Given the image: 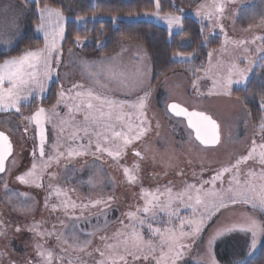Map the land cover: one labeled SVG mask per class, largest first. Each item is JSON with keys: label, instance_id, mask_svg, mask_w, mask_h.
Here are the masks:
<instances>
[{"label": "rangeland", "instance_id": "obj_1", "mask_svg": "<svg viewBox=\"0 0 264 264\" xmlns=\"http://www.w3.org/2000/svg\"><path fill=\"white\" fill-rule=\"evenodd\" d=\"M173 3L182 15L144 12L127 19L154 22L171 33H178L183 28L184 16L193 17L206 29L207 41L217 36L221 45L214 50L178 55L179 60L188 64L164 77L168 80L166 86L178 83L182 87L170 94L164 88L157 92V85L164 78L152 86L153 64L145 46L122 41L110 54H95L84 50L88 40L81 39L75 46L63 48L67 18L52 7L38 10L37 32L44 38V46L37 50L46 49L52 39L46 33L56 34L63 28V34L56 37L58 47L50 57L51 71L46 74L43 65L38 67L39 86H32L30 107L21 106L16 115L24 121L45 102L50 108L45 109L44 119L55 129V121L64 111L67 116L78 113L85 128L89 123L99 126L97 133L93 127L87 129L76 142L61 140L64 150L57 147L55 134L49 136L53 141L44 143L43 156L41 141L35 136V156L31 158L30 142L26 146L18 131L13 141L11 133L16 130L4 123L12 122L14 110H3L0 114V131L11 137L15 149L7 171L0 175V209L6 208L13 219L30 217L33 224L29 228L37 231L40 239L44 235H56V240L47 241V248L40 243L34 245L39 264H113V261L115 264H198L196 251L202 248L199 240L194 242L199 246L189 259L185 261L181 253L177 255V247L185 243L182 239L185 234L179 233L184 223H180L205 218L203 206L195 204L196 197L208 202L218 200L206 194L227 193L230 187H236L237 180L241 185L254 184L257 190L264 185V104L261 103L264 100V0H173ZM17 4L20 9H9L11 15L4 23L8 28L19 24L26 33L29 12L25 24L21 23L19 19L28 9L21 2ZM42 9L53 10V16L45 12L42 17ZM169 16L180 20L169 25L166 19ZM3 32L0 31V36ZM14 41L0 40V49ZM180 43L188 48L192 39L184 37ZM131 45L146 50L150 67L145 72L143 64L141 74L127 76L131 73L128 66L132 60L128 55L132 49L127 47L126 53L122 50ZM117 54H122V58ZM107 55L112 57L103 59ZM120 62L127 63L125 71ZM243 89L244 95H233ZM176 101L218 123L221 131L218 146L201 145L185 120L171 114L170 106ZM247 102L260 105L263 113L259 124L253 122ZM88 103L93 105L92 109L87 107ZM106 127L108 134L101 135L100 130ZM125 139L131 142L125 144ZM78 149L82 151L77 152ZM74 152L77 153L72 155ZM117 152L119 155L110 154ZM225 168L230 171L223 172ZM218 173L219 178L214 179ZM129 176L134 179L130 180ZM226 203V208L234 211L225 215L224 224L241 222L244 213L251 214L256 208L264 213L248 203ZM188 209L193 215L187 219L183 215ZM162 219L167 220L165 227L173 228L157 240V227ZM44 220L49 221L50 229H40ZM189 221L188 226L194 229ZM214 231L210 228L207 235ZM2 250L5 260L0 256V264H13L11 260L19 259V255L0 244ZM49 253H56V259L52 260V255L49 259ZM120 256L124 259L120 260Z\"/></svg>", "mask_w": 264, "mask_h": 264}, {"label": "trees", "instance_id": "obj_2", "mask_svg": "<svg viewBox=\"0 0 264 264\" xmlns=\"http://www.w3.org/2000/svg\"><path fill=\"white\" fill-rule=\"evenodd\" d=\"M29 12L28 28L22 41L8 52L0 53V62L8 57L21 56L29 50L41 49L44 38L37 32L40 18L38 10L52 7L61 11L67 18L63 48L72 47L77 40H88L84 50L95 54H110L122 41L139 43L146 47L153 64L152 86H156L165 76L188 64L178 58L180 54L198 53L217 49L221 44L217 36L207 41L206 29L193 17L184 16L183 28L178 33H171L167 28L150 21L128 20L127 17L144 12L182 15L173 0H18ZM83 20V22H82ZM184 37L192 39L188 48L181 47ZM79 38V39H78ZM195 53V54H196ZM246 91L239 90L233 95L241 96ZM247 107L255 124L262 118V109L257 102H247ZM45 211V210H43ZM41 219V218H40ZM40 219H37L40 220ZM35 221V222H37ZM31 218L13 219L6 208L0 209V244L12 254L19 255L15 264H39L37 248L39 243L47 248V241L56 240V235L37 237V231L30 230ZM49 227L44 220L40 229ZM57 232V227L55 228ZM16 241V245H12ZM37 245V246H38ZM249 239L240 235L224 236L216 245V254L222 264H237L248 252ZM14 247L18 248L15 249ZM47 250V249H46ZM3 250L0 256L3 258ZM56 259V253H51ZM5 260V258H3ZM55 262H53L54 264ZM249 264H264V242L257 257Z\"/></svg>", "mask_w": 264, "mask_h": 264}, {"label": "crops", "instance_id": "obj_3", "mask_svg": "<svg viewBox=\"0 0 264 264\" xmlns=\"http://www.w3.org/2000/svg\"><path fill=\"white\" fill-rule=\"evenodd\" d=\"M17 3H19V2L15 1V0H0V7H1L0 8V24H1L0 25V31H2V30L5 31V32L1 33V35L3 37L0 36V40H15L14 43L11 44V46L4 48V49H0V53L8 52L12 47H14L17 44L16 41L22 40L23 35L25 33L23 26L20 25L21 26V28H20L19 24L15 25L13 28H8L6 26V24L4 23L8 20V17L11 15V14H8L9 9H11L13 7L20 9V6H18L19 4H17ZM2 10H6V11L4 12ZM22 11H24V9ZM27 11L28 10H26V13L23 14V17H21L19 19L21 21V23H23V24H25V22H24L25 20L27 21V17H26L28 15ZM64 25H65V22H64ZM125 47H126L125 48L126 50L125 49L122 50V51H125L124 53L127 52V50H128L127 47H130L132 49V52H130L128 55L132 60V63H131L132 65L128 66V71L131 73L128 74L127 76H129L131 74H133V75L141 74V71L143 70V64H145V67H146L145 72H146L147 68L149 69V67H150V62H149L146 50H144V48H142L141 46L131 45V46H125ZM24 54H22L21 56H23ZM21 56H19V57H21ZM116 56L120 57V59L122 58V54H117ZM95 57H97V56H95ZM109 57H112V55H109V56L107 55L106 58H103V59H108ZM12 58H16V57H8L6 60H9ZM95 59H97V58H95ZM127 60L130 61V59H127ZM137 64H138V66L141 65L142 69L140 67H138ZM119 66L121 67V69L123 71H125L126 70L125 68L127 67V63L120 62ZM39 71H40V69L38 70V72ZM166 78H164L162 80V82L159 85H157V92L159 90H162L163 88L165 89L164 92H166L168 94H170L171 91H174V90H181L182 87L178 83L173 84V86H166L168 83V82H166V81H168V80H166ZM4 86L7 88L10 86V83L8 81H6ZM96 87L95 88L97 90L100 89L98 86H96ZM184 91L185 92H183V93L186 96L188 93L187 88ZM31 100H33V93H32V87H29V88H26L21 93V100H20L19 104L17 105V107L18 108H21V106L30 107L28 105L30 104ZM172 100L173 99H171L170 101L172 102ZM173 104L181 105L187 109V107H186L187 104L184 102L182 103V102L176 101ZM38 107L44 108L46 110L48 108H50L49 104H47L45 102H42L41 105H39ZM10 110H14L12 112H14V114H15V115L12 114V116H11L12 122L5 121L4 123L7 124L10 128L16 130V133L15 132L13 133L12 130L10 129L11 130L10 133L12 132L11 134L13 135V141L15 140L14 138H15V135L17 136V131H18L20 133V137L22 139H25L26 146H27V143L30 142V144H29V151H30L29 156L31 158H33L35 156L33 137L36 136V139L41 141L40 125H38L35 122V120L32 119V116H34V115L28 114L23 121L20 117H18L16 115V113H15L16 109L15 108L10 109ZM1 112H3V110H0V114H2ZM66 114H67V112L64 111L63 115H65V116L59 115L57 117V121H55V124H54V125H56V129L53 126H51V124L48 120H46V119L43 120L44 143L46 141H53L52 137L50 139L49 136L55 134L56 137L54 138V140H56V142H57V147L59 149L64 150V146H63L61 140L76 142L77 139L82 134H85L87 132V129L91 130L92 127L96 133L98 132V130H99L98 124H95V125L93 124V126H92V124L89 123L88 126L85 128L83 125L84 123H80V121H79V120H81V118H79L77 116L78 113L69 114L68 116ZM79 123H80V125H79ZM10 124H11V126H10ZM7 125H5V126L7 127ZM89 126H90V128H89ZM107 130H108V127L101 129L100 130L101 135H107L108 134ZM44 143H43V146H45V144H46V143L45 144ZM43 149H45V148L43 147ZM78 151H82V150L78 149L77 152ZM77 152L72 153V155L76 154ZM69 156H71V155H69ZM231 204H233V203H231ZM226 205H227V203H226ZM233 211L234 210H232V209H229V208L227 209L226 207H223L222 209H219L217 212L213 213L210 217L206 216V214H204L205 218H203V221H204L205 225L203 226L204 228L200 229L199 232H196L194 229H191L188 226L187 221H189V220H186V222L184 221V222L180 223V225H182L184 223L183 227L182 226L179 227L180 225L176 226V227H179L180 229H183L179 233L185 234L182 238L185 241V243L182 242V243H180L181 245L179 247H177L179 249V254L181 253L183 255L185 261L187 259H189L190 255L192 256V254L195 252L194 249H196V246H199V245H196V243H194V242L199 240V242L202 245V248H199V250L196 251L197 253L195 252L197 255V258L199 259L198 264H213V262H215V264H222L217 258L216 245L224 236H229V235H240V236H243V237L249 239V245H248L249 247H248L247 255L242 261H240L237 264H249L251 261H253L257 257V255L259 254V251L261 249V246L264 242V233L258 232L257 238H256V246H255V248H252L251 247L252 235L250 232L240 231L239 228H237V230H234V231H224V230L229 229V228H233V226L247 225L251 220H255L258 222V224L264 225V213L261 212L258 208H256L253 211H251V214L244 213L245 216L241 222H234L233 221L232 224H229L227 222L224 224L223 219L225 218V215L227 213H233ZM182 215H183V213H182ZM192 215H193L192 210L188 209V210H185V213L183 216H184V218L187 217V219H188V218L192 217ZM175 220H174L175 224H178V220L177 219H175ZM166 221H167L166 219L165 220L162 219L160 221V223L158 224L159 227H157V230H159V232L157 231V240H159L158 237H160V235L163 236L164 235L163 233H165L166 231L167 232L172 231L171 229L173 227H170V228H169V226L165 227L168 225V223L167 224L165 223ZM220 221H222L221 224H219ZM210 228L215 229V231L213 233H211L210 235H207ZM218 232H223V234L217 236ZM185 236L189 237L190 239H188L186 241ZM205 237H207V239H205ZM172 250H169L168 252H171Z\"/></svg>", "mask_w": 264, "mask_h": 264}, {"label": "snow or ice", "instance_id": "obj_4", "mask_svg": "<svg viewBox=\"0 0 264 264\" xmlns=\"http://www.w3.org/2000/svg\"><path fill=\"white\" fill-rule=\"evenodd\" d=\"M45 12H47L49 17L53 16V10L42 9L41 10L42 17L44 16ZM55 15L59 16V13H55ZM166 19L168 20L169 25H171L173 22L178 23L180 20L179 17H172V16L166 17ZM41 27L43 28L44 25H41ZM62 34H63V28H60L59 33L56 34L46 33V36L52 35V39L50 40L46 49L27 51L21 57L9 59L6 60L3 64H0V110H10L15 108L17 111H19L17 105L21 100V93L26 88L32 86H37V87L39 86V80L37 79L38 67L43 65V67L46 69V74L51 71L50 57L52 53L57 50L58 47L56 43V37L62 36ZM241 76L243 77L242 71H241ZM6 81L10 83V86L7 88L4 86ZM231 82L232 81L229 80V83ZM61 95L63 96V93H61ZM88 95L89 97H91L92 95L91 92H89ZM96 99H99V97H96ZM261 103L264 104V100H262ZM142 106H143V102L141 101V107ZM87 107L89 109H92L93 105L91 103H88ZM170 107L177 115L188 116L189 124L192 126V128L196 130L197 137L200 140H202L205 144L218 142V135L216 134L217 125L216 122L211 119V117L198 112L189 113L186 109L180 107L177 104H172ZM45 113L46 110L44 108H40L32 117V119H34L35 122L38 125H40L41 128V148H40L41 156H43L44 154L43 120L45 118ZM203 122H206V124ZM209 126L212 131V136L210 139L207 138V131ZM115 135L120 136L121 133H115ZM124 142L125 144H127L130 143L131 141L125 139ZM254 150L255 149H253V151ZM11 151H12V145L10 140L3 132H0V172L5 171V161L6 158L9 155H11ZM110 154L119 155L118 152L110 153ZM137 155H139V153H137ZM262 156H264V152H262ZM125 171L127 172L128 170L126 169ZM222 171L227 172L230 171V169L225 168ZM28 175H31V173H29ZM219 176L220 173H218L217 177H215L214 179L219 178ZM19 179L23 180L24 178L20 177ZM129 179L130 180L134 179V177L129 176ZM206 195H212L214 197H217L218 200L214 199L213 201L208 202L202 197L197 196L195 199V204L203 206L206 216L209 217L220 208L226 207L227 206L226 201L231 203H248L251 204L252 207H259L261 210H264V185H261L259 190H257L254 184L249 183L246 185H241L240 182L237 180L236 187L234 188L230 187L227 190V193L224 194L210 193ZM144 211H148V209L145 208ZM203 222H204L203 219H201L199 222L189 221V223L193 224L194 230L196 232L200 231L201 227L203 226ZM237 228H239L240 231H246L251 233L252 248H255L256 246V238L258 232L264 233V225L258 224V222L255 220H251L247 225L233 226V228H229L224 231H234L237 230ZM222 234L223 232H218L217 236ZM181 235H183V233H181ZM135 239L139 241L140 238L136 237ZM178 254L179 253H177V255ZM40 255L43 256L44 253L41 252ZM101 255H103V253H101ZM48 257L49 259L51 258V253L48 254ZM119 259L123 260L124 257L120 256ZM113 264H115V261H113ZM213 264H215V262H213Z\"/></svg>", "mask_w": 264, "mask_h": 264}, {"label": "water", "instance_id": "obj_5", "mask_svg": "<svg viewBox=\"0 0 264 264\" xmlns=\"http://www.w3.org/2000/svg\"><path fill=\"white\" fill-rule=\"evenodd\" d=\"M178 105V104H177ZM180 107H182V108H184L183 106H181V105H179ZM184 109H186V108H184ZM189 113H191L192 111H189L188 109H186ZM171 114H173V115H177L172 109H171ZM178 116H180L181 118H183L184 120H185V122L187 123V125H188V127L192 130V132H193V134H194V138L201 144V145H203V146H206V147H215V146H218L219 144H220V142H221V131H220V127H219V125H218V123L214 120V119H212L213 121H215L216 122V125H217V129H216V134L218 135V142L217 143H209V144H205L202 140H200L198 137H197V135H196V130L194 129V128H192V126L189 124V118H188V116H186V115H178ZM207 116V115H206ZM203 123H205L206 124V122H203ZM0 132H3V131H0ZM7 137H8V139L10 140V142H11V145H12V151H11V155H9L7 158H6V161H5V171L4 172H0V175H3L6 171H7V167H8V162H9V160H10V158L13 156V154H14V151H15V149H14V144H13V142H12V139H11V137L8 135V134H6L5 132H3ZM211 136H212V131H211V128H210V126L208 127V131H207V138H211Z\"/></svg>", "mask_w": 264, "mask_h": 264}]
</instances>
